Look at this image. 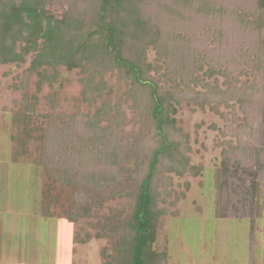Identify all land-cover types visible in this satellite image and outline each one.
<instances>
[{"label":"trees","instance_id":"1","mask_svg":"<svg viewBox=\"0 0 264 264\" xmlns=\"http://www.w3.org/2000/svg\"><path fill=\"white\" fill-rule=\"evenodd\" d=\"M2 1L0 63L20 65L32 52L24 79L36 71L40 81L47 77L39 70L44 65L80 67L88 72L81 95L89 103L102 95L105 85L103 79L94 82L95 75L115 68L118 79L129 85L131 107L144 120L132 149L121 143V105L109 101L93 116L75 114L62 126L50 125L41 138L47 176L75 185L71 192L75 204L88 210L94 200L100 204L98 200L114 194L134 199L130 215L120 224L123 228L115 230L118 255L106 264H166V255L152 249L158 218L164 214L157 207L156 181L164 172L181 175L195 169L187 154L189 137L176 126L175 113L182 100L215 112L221 103L242 109L244 121L237 124L234 117L227 124L236 143L227 141L221 166L224 173L229 165L251 172L253 194L264 119V0H17L5 7ZM208 39L213 47L206 46ZM148 45L160 62L154 69L143 60ZM200 60L215 68L225 65L227 74L238 72L252 81L221 90L194 75L195 62ZM161 68L165 79L156 75ZM131 157L130 173L129 167L120 170L118 161ZM126 174L135 183L132 189L110 190L109 186L124 184ZM103 188L105 196L99 193ZM226 188L225 182L220 194L223 209ZM253 219L251 211L250 263L254 262Z\"/></svg>","mask_w":264,"mask_h":264},{"label":"rangeland","instance_id":"2","mask_svg":"<svg viewBox=\"0 0 264 264\" xmlns=\"http://www.w3.org/2000/svg\"><path fill=\"white\" fill-rule=\"evenodd\" d=\"M13 1L17 0H3L2 5ZM210 42L208 39L206 46L213 47ZM16 50H20L19 42ZM205 52L212 54L209 49ZM32 56V52L25 55L20 65L0 63V264H106L118 255L115 230L130 215L134 199L114 194L109 199L99 198L100 204L94 200L88 210L75 204L71 200L75 185L47 176L41 138L50 125L62 126L75 114L93 116L109 101L121 105V143L132 149L144 120L131 107L129 85L118 79L115 68L95 75L94 82L103 79L105 85L102 95L89 103L81 95L88 72L63 64L56 68L44 65L39 69L47 74L42 81L36 71L24 79ZM143 60L153 69L160 64L150 45ZM195 66L194 75L221 90L252 81L238 72L227 74L225 65L215 68L200 60ZM163 73L161 68L156 75ZM234 117L237 124L244 121L237 104L221 103L215 112L207 105L202 108L192 100H182L177 108L176 126L189 137L187 154L195 169L181 175L164 172L156 181L157 207L164 214L158 218L152 249L166 255V264H264V119L252 194L251 172L229 165L224 173L221 166L227 141L236 143V137L227 133V124ZM121 166L129 167L130 173L133 157L120 159V170ZM125 177L124 184L109 186L110 190H131L135 183L128 174ZM225 182L228 197L223 209L220 194ZM99 193L105 196V188ZM251 211L255 263H250L249 254Z\"/></svg>","mask_w":264,"mask_h":264}]
</instances>
